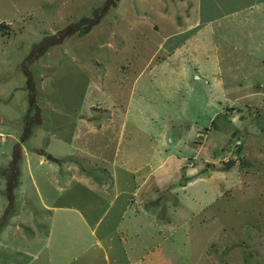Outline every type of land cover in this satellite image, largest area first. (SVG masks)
<instances>
[{
    "label": "rangeland",
    "instance_id": "374dc122",
    "mask_svg": "<svg viewBox=\"0 0 264 264\" xmlns=\"http://www.w3.org/2000/svg\"><path fill=\"white\" fill-rule=\"evenodd\" d=\"M44 1L0 31V264H87L97 238L107 264H127L167 228L132 221L123 239L113 229L119 211L137 216L130 206L148 188V209L175 204L172 195L161 201V188L188 180L168 224L180 234L185 227L190 251L211 252L189 262L264 264V54L245 51L249 40L218 42L215 93L186 56L180 78L173 57L161 59L183 36L186 2ZM94 12L98 20L76 34ZM40 154L55 160L38 162ZM84 175L113 191L86 189ZM89 200L82 222L74 207ZM108 230L111 249L100 237Z\"/></svg>",
    "mask_w": 264,
    "mask_h": 264
},
{
    "label": "crops",
    "instance_id": "0c3cea01",
    "mask_svg": "<svg viewBox=\"0 0 264 264\" xmlns=\"http://www.w3.org/2000/svg\"><path fill=\"white\" fill-rule=\"evenodd\" d=\"M37 1L38 0H0V23H2L1 28L8 30V24L16 20V15H21L22 13L30 14L32 12L38 11L37 8H39V6H35V4H38ZM47 1L49 2L50 0H45L44 2ZM182 1L187 3V9L184 11V25L181 26V28H178L180 29L179 31L183 34V36L173 45L165 47L163 50L164 53L161 55V59H164L165 61L167 58L173 57L171 60V69L174 68L176 70V78H180V75L186 70L187 65H183L182 58L183 56H186V60L188 62H192V66L194 67V71L196 73H201L205 76H211V82L209 85L207 84V89L209 90L211 88L210 91L218 93L220 87L223 86L219 83L218 79L221 76L222 68L220 65L216 64V61L222 62L219 60V58L222 56L224 57L222 51L219 49L217 44L218 42L221 43L224 41V44L227 43L229 45L236 46L241 44L239 43L240 40H249L250 43H248V45H251L252 47L250 49H246L245 51L254 53V55L257 54L259 56H263L264 54V0H178V2ZM239 27L241 31L236 32L238 31ZM231 28L235 29L236 35H231L232 32L228 33ZM164 37L167 39L170 37V35H165ZM228 40H231V42L229 43ZM261 50H263V52H259ZM227 56L232 57L229 53ZM176 60H178L179 65L174 66L173 62ZM230 60L233 61L232 58ZM230 60H223V62H231ZM45 159H50L49 161L55 160L51 157L44 158L40 154L37 161L44 162ZM103 170L106 171L105 168H103ZM81 178L86 180L85 188L88 190H97L99 193H106L107 187L111 186L109 190L111 192L113 191V183H108L109 186H107V181L95 183L94 181L89 180L87 175L81 176ZM190 181L191 180H188L185 182V184L179 185L178 187L166 186L162 188L157 183V186L160 187L161 190H165V192H167L166 196L161 195L165 197L161 201H164L167 196L172 195L175 197V204H172L170 200L166 199L162 207L151 205L154 206L153 210L148 209L145 203V196L149 191H151V188H148V190L144 189L140 192V194L143 196V200H140L138 205L130 206L134 214L139 212L137 216H131V218L128 215L124 220L122 215L124 214L125 208H122V210L119 211V222L115 225V228H118L113 229L119 231L121 233V237H123V231H125L126 235H128L127 232L131 227L129 222L132 221L138 223L141 228L144 225H148L150 228L154 227L155 230L159 232L162 230L161 227H164V229L167 228V232L163 233L154 244L144 246L142 250L137 251V254H134L132 257L130 256V258L128 256L133 253L130 252V247L128 246H135L134 242H132L130 245L126 244L125 247L123 246V253H125L128 257L127 264H191L189 262V258L192 259V256L196 255L197 259L199 257L209 256L211 252H209L206 247H194L191 249L192 251L187 248L188 241L184 237L187 235V230L185 227L182 228L180 234L174 231L171 225H169L172 217L179 216L178 212L180 209H182L181 204L183 202L177 196V189H181L183 192V188L190 186ZM180 195L182 196L183 193ZM172 196L170 197L171 200H173ZM112 197H115V194H113ZM112 197L109 201L112 200ZM148 201H150L151 204L153 202V198L148 199L146 202ZM88 202L89 204H87L84 208H78V206L74 207V211L77 213V218L82 222H85L86 217L92 213V208L90 207H92L93 204L91 203V200ZM159 209L161 210L159 211ZM141 213L145 215V218L143 219H145L146 222L142 220ZM166 224H168V226H166ZM89 232L91 233L92 229H90ZM109 232L110 230L107 232L102 231V235L100 237L106 239L104 243L109 249H111L112 244L110 242L111 236L109 235ZM147 236L149 238L151 237L149 233ZM145 237L146 236H143V238ZM95 243L97 245V249L102 252L101 254L98 250L90 252L86 263L100 264V262H97V258L102 255L101 258H103L107 264L109 261L106 252L107 249L103 248V244L98 240V238L95 240ZM234 254L235 253L232 254L233 258H235ZM115 259L116 255H112V260ZM218 259L219 260H213L211 264H226L223 258ZM194 264L209 263L194 262Z\"/></svg>",
    "mask_w": 264,
    "mask_h": 264
},
{
    "label": "trees",
    "instance_id": "16d2710c",
    "mask_svg": "<svg viewBox=\"0 0 264 264\" xmlns=\"http://www.w3.org/2000/svg\"><path fill=\"white\" fill-rule=\"evenodd\" d=\"M115 2V1H114ZM94 14L96 15V17H94V16H92L91 18H89V17H86V19H88L87 21H88V23L85 25V24H79L78 25V27L74 30V32L76 33V34H78V35H81V34H83V33H85L89 28H90V26L94 23V22H96L97 20H98V18H99V16H97L98 15V13H95L94 12ZM85 16H83V18H84ZM1 26H2V23H0V31L3 29V28H1ZM18 156H19V153L17 152V154H15V158L13 159V160H15L14 161V164H16L15 165V167H16V169L18 170V167H17V161L18 160H16L17 158H18ZM11 164H13V162H11ZM6 215V214H5ZM3 219H4V217H3Z\"/></svg>",
    "mask_w": 264,
    "mask_h": 264
},
{
    "label": "water",
    "instance_id": "95a60500",
    "mask_svg": "<svg viewBox=\"0 0 264 264\" xmlns=\"http://www.w3.org/2000/svg\"><path fill=\"white\" fill-rule=\"evenodd\" d=\"M46 157H47V158H50V157H51V155H50V154H47V155H46Z\"/></svg>",
    "mask_w": 264,
    "mask_h": 264
}]
</instances>
